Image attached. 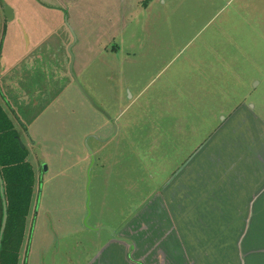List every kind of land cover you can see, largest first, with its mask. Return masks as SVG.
I'll list each match as a JSON object with an SVG mask.
<instances>
[{
  "label": "rangeland",
  "instance_id": "374dc122",
  "mask_svg": "<svg viewBox=\"0 0 264 264\" xmlns=\"http://www.w3.org/2000/svg\"><path fill=\"white\" fill-rule=\"evenodd\" d=\"M0 7L5 56L22 68L6 97L26 126L15 121L36 174L21 264H170L138 244L148 181L176 174L224 117L264 106V0ZM39 49L43 71L29 73L27 55ZM89 196L98 230L85 225Z\"/></svg>",
  "mask_w": 264,
  "mask_h": 264
},
{
  "label": "crops",
  "instance_id": "0c3cea01",
  "mask_svg": "<svg viewBox=\"0 0 264 264\" xmlns=\"http://www.w3.org/2000/svg\"><path fill=\"white\" fill-rule=\"evenodd\" d=\"M3 32L0 87L7 96V89L18 84L22 68L19 60L8 63L3 46L6 30ZM41 53L39 49L35 55H27V72L43 71ZM14 73L15 78L10 76ZM262 105L246 104L224 117L203 147L186 156V163L182 168L179 165L170 179L159 183L149 179V198L147 181L145 186L140 184V198H146L139 210L146 211L139 221L147 226L139 230L137 239L147 249L145 254L162 250L170 264H264ZM236 129L241 135L235 140L232 134ZM113 238L131 241L119 237L116 230Z\"/></svg>",
  "mask_w": 264,
  "mask_h": 264
},
{
  "label": "trees",
  "instance_id": "16d2710c",
  "mask_svg": "<svg viewBox=\"0 0 264 264\" xmlns=\"http://www.w3.org/2000/svg\"><path fill=\"white\" fill-rule=\"evenodd\" d=\"M15 121L20 123L22 129H26L0 87V264H21V252L36 185V174L28 158V148L20 144L22 129ZM3 196L7 219L1 237L5 214ZM23 264H27V261L24 260Z\"/></svg>",
  "mask_w": 264,
  "mask_h": 264
},
{
  "label": "water",
  "instance_id": "95a60500",
  "mask_svg": "<svg viewBox=\"0 0 264 264\" xmlns=\"http://www.w3.org/2000/svg\"><path fill=\"white\" fill-rule=\"evenodd\" d=\"M4 13L6 15V17H8L9 19L13 18V12H12V9L10 7H6L5 10H4ZM89 97V100L91 101V103L99 110L101 111L102 113H105L104 110L102 108H100L99 106L96 105V103L94 102V100L92 98ZM21 146L22 147H26V145L23 143V141L21 140L20 142ZM94 162V157L92 158V164ZM43 168L44 170L46 171L48 169L47 165L44 164L43 165ZM0 180H1V177H0ZM1 183H2V180H1ZM90 183H91V175H90V169H89V183H88V186H87V189L89 191L90 189ZM1 190H2V194L4 195L3 193V185H1ZM4 198V196H3ZM4 206H5V214H4V221H3V225H2V229H1V237L4 233V229H5V225H6V219H7V209H6V203H5V198H4ZM87 206H88V214H87V217L85 218V225L87 227H89L90 229H94V230H98L100 228H94V227H91L90 224L88 223V220L91 216V209H90V196H89V199H88V203H87ZM107 229H109V231H111L113 234H114V231L111 229V228H108L106 227Z\"/></svg>",
  "mask_w": 264,
  "mask_h": 264
}]
</instances>
